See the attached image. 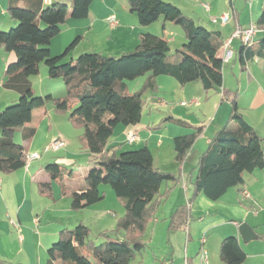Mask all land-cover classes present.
Wrapping results in <instances>:
<instances>
[{
    "label": "trees",
    "instance_id": "trees-1",
    "mask_svg": "<svg viewBox=\"0 0 264 264\" xmlns=\"http://www.w3.org/2000/svg\"><path fill=\"white\" fill-rule=\"evenodd\" d=\"M69 1L70 5L66 2L46 5L44 0H9L7 4L6 11L16 24L7 31L0 28V46L16 59L6 67L8 78L3 87L18 92L19 99L0 111V171L10 174L27 164L28 145L36 129L26 124L32 121L36 110L44 109L52 101L57 112H70L69 120L84 130L82 145L95 166L89 168L81 188L71 190L72 169L56 162L47 163L44 169L50 181L38 183L41 194L52 195V182H56L63 194L72 197V208L81 210L102 201L106 194L100 186L108 184L125 213L119 217L114 232L99 233L104 238L100 244L91 239V229L82 222L74 228L62 229L48 248L46 264H131L147 248L143 234L159 209L162 184L177 182L182 171L177 176L156 167L147 145L118 153L108 146L110 138L117 125L131 126L141 121L145 106L143 93L148 89L157 90L156 76H171L181 86L200 82L206 92L222 89L223 94L231 95L223 88L224 60L218 56L224 39L219 31L197 24L171 2L128 0L131 12L137 15L141 25L163 18L182 27L186 42L174 57L169 56L170 45L166 39H151L143 34L133 51L120 56L85 52L67 59L81 37H76L58 55L51 53V41L69 17L87 18L94 0ZM256 24L263 35L250 46L242 43L239 61L243 69L256 58L264 61V10ZM43 63L48 67L49 77L63 78L68 91L65 98L34 92L30 78L39 73ZM143 75L147 78L142 89L129 92L126 80ZM231 106L230 120L235 122V127L226 126L217 133L195 167L196 177H187L192 185L191 195L171 215L169 229L189 224L191 205L199 194L216 201L229 188L243 184L245 173L264 169V138L239 110L237 91L232 94ZM173 122L190 127L180 119ZM203 130L204 127H196L194 132L173 139L180 168ZM18 131L22 133L21 144L15 142ZM121 231L127 232L124 238L111 239L112 233L119 235ZM219 255L225 264H243L247 259V253L234 235L222 240Z\"/></svg>",
    "mask_w": 264,
    "mask_h": 264
},
{
    "label": "crops",
    "instance_id": "crops-1",
    "mask_svg": "<svg viewBox=\"0 0 264 264\" xmlns=\"http://www.w3.org/2000/svg\"><path fill=\"white\" fill-rule=\"evenodd\" d=\"M165 1L177 5L185 14L191 16L197 24H201L210 30L219 31L223 36L224 44L231 39L236 23H240L244 26L256 23L264 10V0H224L226 7L223 8L220 7L222 0ZM44 2L46 5L55 2H66L70 5L69 0H44ZM203 3L210 4L212 7L211 10L206 11L203 7ZM4 12L5 11L2 10V13ZM223 14H228L230 17L226 23L223 24L220 21L217 23L212 22V17H220ZM113 15L116 17V23L111 25L109 19ZM14 24L15 21L10 17L6 25ZM2 27H4V25L0 23V28ZM143 34H146L151 39H166L170 45V52L172 50L171 45L176 43H182L181 45H183L186 42V35L182 27L171 21H165L161 18L153 24L146 26L141 25L137 15L131 12L128 0H94L87 18L72 19L69 17L66 20L62 25L61 32L52 39L50 50L52 54L55 53L53 55H58V53H62L60 52L62 49L69 45V42L71 43L76 37L80 36L81 38L77 46L69 54L71 56L70 58H76L80 55L79 53L82 54V52H99L108 56H120L123 53L133 51L140 43ZM260 34L263 35L262 32H260ZM260 38L255 37V42ZM241 45V40L236 38L232 39L229 48L233 51V57L229 61H226V63L230 62L235 54L238 55L239 61ZM178 49L179 48H177V50ZM2 50H4V48L0 46L2 55L0 60V73H4L7 65L16 59L13 53L7 52L6 50H4L6 53H3ZM223 51L224 45L218 53L219 57H222ZM253 63L257 65L262 63L259 68H262L264 71V61L258 58L250 62L244 69L239 61L242 73H247V82L249 85H254L257 82V76L249 72V70H251L250 65ZM167 79V77L159 76L156 81L160 86L159 80ZM43 80H45V78ZM5 81L6 79H2L0 74V89L3 88V90L15 93H4L1 91L4 95L0 99V105L4 103L6 97H10L12 94H15L13 95V99L18 100V92L3 87ZM127 87L129 90L130 83H127ZM181 87L184 88V90L185 88H197L196 91L199 92L198 94H191V92H189L187 96L184 95L185 97L182 100H184L189 107L182 106V109L179 110L180 115H183V117L188 118L193 116L194 118L192 120L195 122L189 123L190 127L188 130L175 134L173 139L176 135L192 133L193 128L199 125L196 121H201L200 116L197 117L194 115L189 108L201 105V99L203 100L205 97L207 101L203 104L210 103L215 96H218L217 99H215L216 109L213 112V121L214 119L216 120L219 115H221V122L222 118L230 121L232 94H223L222 89L210 90L204 93V89L200 82L188 83ZM223 88L230 93H235L237 91L238 105L241 109L242 93L240 89L233 92L226 88L224 84ZM257 89L260 98H262V102H264V88L262 91L259 90V87ZM154 96L156 97V94ZM149 101V104L153 107L158 103H163L158 99L154 101L152 97L149 98ZM193 101L196 102L192 103ZM249 104L251 111L260 109L262 105L260 101L256 100L255 96H253L252 102ZM2 109L3 108H0V111ZM174 109V107H168L169 111H174ZM245 109L246 108L242 106V111H246ZM201 111L204 113L202 108ZM55 113L54 106L49 105V103L46 104L44 109L36 110L33 113L32 121L26 124L27 127L36 129V133L28 145V153L42 151L44 146L56 137H60L59 139L64 142V146L69 144L70 140H63L62 137L64 138L66 136L58 127L54 126L53 119L54 116H56ZM244 116L256 130V126L248 116V112H244ZM50 121L51 123H49ZM47 124L48 126L43 128V125ZM201 124H203V122H201ZM130 127L132 129L129 130L134 131V133L139 136V142H148V139H144L140 135V131L143 129L141 122L136 125L128 126V128ZM223 128L224 126L222 128L218 126L214 128V131L204 128L203 132L199 135L195 144L188 152L186 161L180 169L182 171V173H180L182 176H180L177 182L168 181L162 184L160 190L161 203L157 215L162 213L163 217L168 219L178 206L187 203L192 189L191 181L187 180V177L189 175L192 179L196 177L197 171L195 167L200 157L207 151L212 139ZM124 131L125 129L121 132L122 136H124ZM81 132H84V130ZM15 142L20 144L23 143L22 133L20 131L15 134ZM131 143L133 142H128L127 138L125 139L124 137L123 140L115 142H111L110 139L108 146L114 147V150L119 152L126 147H120V144ZM44 154L46 153H40L41 156L39 158L32 160L30 164H26L24 167L10 174H4L0 171V264H46L48 260V248L58 239L59 232L65 228H73L74 225L83 221L80 215L81 213L72 208V197L70 194H63L60 186L56 182H52V195H42L38 187V183L50 181V177L44 169L47 163L56 162L61 165L66 163L64 166L66 168L71 167L74 174L73 165L76 161L70 156L58 157L55 153H53L55 155L50 154L48 156ZM86 174L87 171L85 170L83 179ZM83 184V180L78 186H72L70 184V189L77 190L81 188ZM111 190L104 188L103 191L106 194L105 199L91 205L92 207L88 206V208L90 207L92 210L101 211L103 208L101 206H104L102 204L109 199L115 202L116 207L118 206L121 212L119 217H121L124 214L123 207L119 203L113 189ZM245 191L249 194L248 197L244 195ZM104 209L108 214L109 210H111V213L115 210L114 208L108 207ZM193 213H196L197 216H201V219L192 223L189 222V224L185 226L184 230L187 231L186 241L183 235L177 236L175 240L171 239L173 242H171V248L161 251L159 261L156 258V254L152 251L151 255L150 253H146L149 251L147 245L145 255L143 253L144 251L138 254L131 264H158V262L162 264H185L186 262L189 264H225L220 258L219 251L222 240L230 235L238 237L243 249L247 253V259L243 264H264V169H256L251 173H245L243 184L229 188L228 191L216 201L209 199L203 193L199 194L191 205L192 216ZM213 213H215L214 216ZM211 215L212 218L215 217L214 220L208 219ZM11 220H14L17 225L13 224ZM243 222H247L254 228L255 232L258 234L257 239L247 243L242 240L238 227ZM151 223V233L158 228L167 229L166 227H168L167 223H161L163 225L159 224V217L154 218ZM221 225L223 227H219ZM195 229L196 232L198 230L199 233L196 234ZM200 231L206 233L207 237H205V243L202 242L204 236L200 234ZM193 232H195V234ZM126 235L127 232H124L121 233L119 237L122 239ZM154 237L155 235L151 236V239ZM203 249L207 251L206 258L202 257Z\"/></svg>",
    "mask_w": 264,
    "mask_h": 264
},
{
    "label": "rangeland",
    "instance_id": "rangeland-1",
    "mask_svg": "<svg viewBox=\"0 0 264 264\" xmlns=\"http://www.w3.org/2000/svg\"><path fill=\"white\" fill-rule=\"evenodd\" d=\"M8 2H9V0H0V23H2V25H4V27H2L1 29L5 30V31L10 30V28H12L14 26V25H6L7 21L10 20V16L6 12ZM224 5H225V2H224V0H222L220 7H222V8L226 7V5L225 6ZM2 10H4L6 13L5 12L2 13ZM15 24H16V22H15ZM253 24H255V23H253ZM250 25H252V24H250ZM250 25H248V26H250ZM242 26L247 27L244 25H242ZM260 37H262V35L259 32L258 34H256V38H260ZM235 41H237V40H235ZM256 41H258V40H256ZM68 44H70V42ZM181 44L176 43V44L171 45L172 50H171V52H169V56L174 57V55L177 53V48H180L182 46ZM64 49H62V51H60V52H63ZM2 51H3V53H6V52H4V50H2ZM53 54H55V53H53ZM58 54H61V53H58ZM79 54H81V53H79ZM70 57H71L70 55L67 56V59ZM1 58H2V55L0 52V60H1ZM224 62H225L224 67H223L224 86L226 88L232 90L233 92L236 91L237 89H240V91L242 93V99H241V109L239 108V110L241 112H243V114H244V112H248V116L251 118L252 122H254V124L256 126L257 133L261 137L264 138V102H262V98H260L259 91L257 89L259 87L260 88L259 90L262 91L264 88V71L262 70V68H259V66H261L262 63H260L259 65H257L256 63H253L252 65H250L251 70H249V72H252L257 76V78H256L257 82L254 85H249L247 82V73H242V71L240 69V64L238 61V55L237 54H235L234 58L230 62H227V63H226V61H224ZM0 74H1L2 79L8 78V75L5 72L0 73ZM159 76L160 77L161 76L167 77L168 79H171V80H168V79L167 80H159L160 86L157 83V86H158L157 90L153 91L151 89H148V90H145L143 93V100L145 101V106L143 109V116H142V119L140 121L141 125L143 126V129H141V131H140L141 132L140 135L144 139H148V142L147 143H142L141 141L139 142V136L137 135L138 138H137V140L133 141V143H131V144H120V147H124V146H126V147H124V149L120 150L119 152L127 151V150H136V149L143 148L144 146L147 145L150 148V150L152 151L153 156L155 157V163H156L155 166L156 167H158L161 170L166 171V172H175L177 175H179V170L181 168H180V165L176 161V158H175L176 152L174 149L173 136H175V134H179V132H181V131L188 130L189 127L188 126L185 127V126L180 125L176 122H173V120L174 119L175 120L180 119L183 122L188 123V124L195 122L194 120H192L194 118L193 116H190L188 118L183 117V115H180L179 110L182 109V106H184V107L188 106V105L182 104V102H184V100H182L185 97L184 95L187 96V94H189V92H191V94L192 93L198 94L199 92L196 91L197 88H185V90H184V88H182L178 84V82L174 78H172L171 76H167V75H159ZM159 76H156V79ZM44 78H45V80H43ZM146 78H147V75H143V76L137 77L133 80H126V83H130V87H129L128 91L129 92H135V91L142 89V87L146 81ZM30 79L33 82V89L37 95L44 96L47 94H52L53 97H55V98H65L68 95V91H67V88H66V85H65L63 78L62 77H58V78L49 77L48 76V67L44 63L41 64L39 73L36 75H33ZM164 79H166V78H164ZM240 80H241V83H240ZM1 91L4 93H15V92L3 90V88H1L0 89V99L4 95V93H1ZM203 91H204V93H206L205 90H203ZM155 94H156V97L154 96ZM231 94H234V93H231ZM13 95H15V94H12V96H10V97H6V100L4 101V103L2 105H0V108L4 109L7 106L16 103L17 100L13 99L14 98ZM253 96H255L256 100L260 101L262 104L260 109H257L256 111H251V109L249 108V105H250L249 103L252 102ZM151 97L154 101L158 99V100H161L163 103L162 104L158 103L153 107V106H151V104H149L150 103L149 98H151ZM217 97L218 96H215L210 101V103L203 104L205 101H207V99L205 97V99H203V100L201 99V105L202 106L199 105V106H193V108H189L190 111L194 115H196L197 117L200 116L201 121H196L197 124H199V125H197V127L198 126L204 127L207 130L211 129L213 131H214V128H216L218 126L220 128H222L223 126L224 127L227 126V128H229V129L235 127L234 121H231V120L229 121L228 119L224 120L222 118V122H221V115H219V117L216 118V120L214 119V121H213L212 116H213L214 110L216 109L215 99H217ZM199 98H201V97H199ZM18 99H19V95H18ZM48 103H49V105H53L52 101H50ZM242 106H243V108H246L245 109L246 111H242ZM152 107H153V109L151 111ZM168 107H174L175 109H174V111H172V110L169 111ZM201 108H202L204 113H202ZM54 109H55V107H54ZM55 112H56L55 113L56 116H54V119H53L54 126L58 127L63 132V134L66 136L64 138L62 137V139L63 140H70V142L68 145L64 146V142L59 139L60 137H56L52 141H50V142L48 141L49 143L47 145H45L44 149L38 153L39 154L40 153L41 154L46 153V154H44L45 156L46 155L48 156L50 154L55 153L56 156H58V157L70 156V157L74 158V160L76 161V163L73 165L74 174H73V177L71 178V180L69 182V185L71 184L72 186H78V185H80V183L83 180V174H84L85 170L88 172L89 168L95 166V163H94V161H91L90 154L83 148L82 141H81V136L83 134V132H81V131H83V128L79 127L76 124H73L69 120V113L70 112L69 113H61V112H57L56 110H55ZM171 112H173V113H171ZM170 119H172V121ZM201 122H203V124H201ZM49 123H51V121ZM45 126H48V124L43 125V128H45ZM123 129H125L124 136H122V133H121ZM129 129H132V128L131 127L128 128V126H124L122 124L117 125L115 130H114L112 137L110 138L111 142L123 140L124 137L126 139L127 138V132L129 131ZM194 130H195V128H193V132H194ZM213 131H212V133H213ZM56 140L62 141L63 145L60 146L57 150H54L53 148H49L48 146ZM263 149H264V142H263ZM48 151H50V152H48ZM28 154H31V153H28ZM55 154H53V155H55ZM64 165H66V163H63L62 166H64ZM68 168L70 170L72 169L71 167H68ZM100 188L103 190H104V188L109 189V190L112 189L111 186L108 184H102L100 186ZM181 196H183V195H181ZM102 205H104V206H101V207H103L101 211H95L94 209L92 210L90 207L89 208L86 207L82 210H78V212L81 213L80 215L83 219L82 222L84 224H86L91 229V236H90L91 239H95L97 244H100L104 241V238H101L98 236L100 232H102L104 230L114 232V230L117 229V222L119 219V215H121V212L119 211L118 206L117 207L115 206V202L107 199L106 202H104V204H102ZM105 207L114 208L115 210L112 211V213L110 212L111 210H109L108 211L109 214H108L104 209ZM122 207H123V211L125 213V208L123 205H122ZM158 211L159 210H157V212L155 213L154 218L159 217V221H160L159 224L160 225H163L161 223H167V225H168V227H166L167 229L158 228L156 231L151 233L152 223L150 221L147 225V229L145 230V232L143 234V239L147 243L148 249H149V251L146 253L147 254L150 253V255H151V251H152L154 254H156V256H157L156 258L159 261L160 260L159 256L161 255V251H165L166 249L171 248V242H172V240H175V238L177 236L183 235L185 241L187 240L186 239L187 238V231L184 230L185 226H187V225H185L184 227L179 228V229H169L170 218L165 219L163 217L162 213L157 215ZM214 214L215 213H213V216H214ZM154 218L152 220H154ZM214 218H212V215H211L208 219L214 220ZM225 218H227V217H225ZM199 219H201V216H199V215L197 216L196 213L195 214L193 213V216L190 215V217H189V222L192 223V222H195L197 220L199 221ZM227 220H230V219H227ZM75 226L76 225H74V227ZM219 227H223V226L221 225ZM124 232H126V231H121L119 235L112 233L111 239L112 240H119L120 239L119 236L121 235V233H124ZM195 232H196V229H195ZM195 232H193V233L195 234ZM197 233H199L198 230H197L196 234ZM153 234L155 235V237L153 239H151V236H154ZM200 234H202L204 236V238L207 237L206 233H204L202 231H200ZM145 251H146V249L143 252L144 255H145ZM92 260L94 261V259H92ZM158 264H162V263L158 262Z\"/></svg>",
    "mask_w": 264,
    "mask_h": 264
},
{
    "label": "built area",
    "instance_id": "built-area-1",
    "mask_svg": "<svg viewBox=\"0 0 264 264\" xmlns=\"http://www.w3.org/2000/svg\"><path fill=\"white\" fill-rule=\"evenodd\" d=\"M203 7L206 11H210L211 10V5L208 3H203ZM229 15L228 14H223L220 17H212V22L217 23V22H221V23H226L229 20ZM111 25H114L116 23V17L113 15L110 17L109 19ZM263 30L259 29L257 24H252L250 26L247 27H243L240 23H236L235 24V29L233 31L232 37L231 39H229L228 41L225 42L224 44V51L222 54V58L224 61H229L232 57H233V51L229 48L230 43L232 42V39L237 38L239 40H241V42L244 45H248L250 46L251 44H253L255 42V37L256 34H258L259 32H262ZM196 101H193L192 103H195ZM182 104H187L186 102H182ZM138 136L136 133H134L132 130H129L127 132V140L129 142H133L135 140H137ZM63 145V142L60 140H56L54 141L52 144H50L48 147L49 148H53L54 150H57L60 146ZM41 155L38 152H34L31 154L27 155V164H30V162L34 159L39 158ZM244 195L246 197L249 196V194L245 191ZM11 222L15 225H17V223L14 220H11ZM206 239L203 238L202 242L205 243ZM207 255V251L205 249L202 250V257L206 258ZM185 264H189L188 262H186Z\"/></svg>",
    "mask_w": 264,
    "mask_h": 264
},
{
    "label": "water",
    "instance_id": "water-1",
    "mask_svg": "<svg viewBox=\"0 0 264 264\" xmlns=\"http://www.w3.org/2000/svg\"><path fill=\"white\" fill-rule=\"evenodd\" d=\"M238 230L242 240L246 243L258 238V234L255 232L254 228L247 222L241 223Z\"/></svg>",
    "mask_w": 264,
    "mask_h": 264
}]
</instances>
